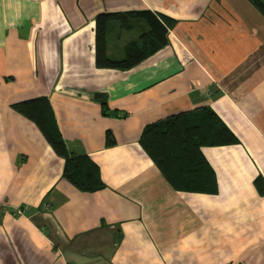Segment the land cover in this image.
I'll use <instances>...</instances> for the list:
<instances>
[{"label": "crops", "instance_id": "1", "mask_svg": "<svg viewBox=\"0 0 264 264\" xmlns=\"http://www.w3.org/2000/svg\"><path fill=\"white\" fill-rule=\"evenodd\" d=\"M144 9L174 19L168 44L131 69L97 66V15ZM135 24L112 23L111 57ZM38 96L104 188L66 179L64 158L12 106ZM200 106L239 139L202 148L216 194L174 189L140 143L148 124ZM258 177L264 14L252 1L0 0V264H264Z\"/></svg>", "mask_w": 264, "mask_h": 264}, {"label": "trees", "instance_id": "2", "mask_svg": "<svg viewBox=\"0 0 264 264\" xmlns=\"http://www.w3.org/2000/svg\"><path fill=\"white\" fill-rule=\"evenodd\" d=\"M250 1L264 14V0ZM116 20L124 29L138 26L136 21L143 23L139 36L125 45L122 58L111 57L107 52L108 36ZM174 22L168 15L150 9L98 14L96 65L124 70L133 68L168 44L169 29ZM12 106L35 122L56 153L64 158L63 175L66 179L83 191H97L105 187L98 163L88 154L69 151L46 96L18 101ZM238 142L236 134L208 106L181 111L152 122L144 128L140 138L142 147L174 189L211 194L218 192L219 185L216 172L203 153V146ZM256 185L264 194L262 177L256 179Z\"/></svg>", "mask_w": 264, "mask_h": 264}, {"label": "rangeland", "instance_id": "3", "mask_svg": "<svg viewBox=\"0 0 264 264\" xmlns=\"http://www.w3.org/2000/svg\"><path fill=\"white\" fill-rule=\"evenodd\" d=\"M135 33H137V32H135Z\"/></svg>", "mask_w": 264, "mask_h": 264}]
</instances>
